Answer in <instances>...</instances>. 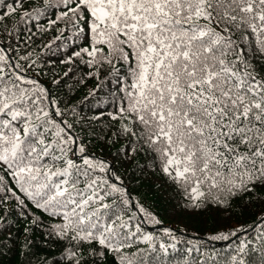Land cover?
Masks as SVG:
<instances>
[{
	"label": "snow or ice",
	"instance_id": "6c2138e0",
	"mask_svg": "<svg viewBox=\"0 0 264 264\" xmlns=\"http://www.w3.org/2000/svg\"><path fill=\"white\" fill-rule=\"evenodd\" d=\"M24 5L12 0L0 10L9 37L0 43V237L15 239L9 220L15 213L28 220L22 249L34 228L64 243L59 258L41 264H264V213L254 225L208 237L230 240L253 228L258 246L241 236L227 255L192 238L177 258L180 238L173 230L164 228L160 239L146 232L143 224L160 221L137 207L106 160L89 154L67 119L74 110L61 109L38 79L39 57L13 56L18 31L6 23L17 14L38 22L47 9L59 8L44 30L60 22L61 35L71 31L66 40L87 41L62 63L78 58L97 69L93 76L111 66L114 111L107 115L120 127L107 142L124 137L125 155L151 153L192 211L231 212L236 200L242 207L264 202V0ZM251 253L259 255L250 260Z\"/></svg>",
	"mask_w": 264,
	"mask_h": 264
},
{
	"label": "trees",
	"instance_id": "16d2710c",
	"mask_svg": "<svg viewBox=\"0 0 264 264\" xmlns=\"http://www.w3.org/2000/svg\"><path fill=\"white\" fill-rule=\"evenodd\" d=\"M5 2L11 3L12 0H0V10L3 9ZM24 6L42 7V0H25ZM58 12L59 8H49L38 22L21 21L19 14L6 21L9 31H14L13 25L18 31L17 40L12 42V47L17 49L13 56L32 52L33 59L39 57L38 79L49 89L61 109L74 110V115H67V119L74 124L75 134L82 142H86L89 154L106 160L116 175L120 176L123 186L137 207H144L160 221L158 225L145 223L142 225L143 229L158 239L163 237L164 228L173 230L180 238L176 252L172 253L177 258L187 246L184 241L192 238H200L208 249H215L225 255L239 242L241 236L251 239L253 247L258 246L259 241L255 239V232L251 227L247 232L240 233L230 240L211 241L208 237L241 225L246 227L254 225L258 217L264 213V202H254L248 207H242L241 201L236 200L233 202L231 212L218 208L192 211L186 204L183 194L169 183L155 166L151 153L143 149L132 156L125 155L124 149L128 140L124 137L115 138L114 143L107 142L112 133L120 127L119 122L112 121L107 115V112L114 111L108 107L110 102L108 93L116 86L111 75V66L105 64L99 68L98 75L93 76L90 73H96L97 69L87 66L78 58H73L71 63H62L74 50L86 45L87 41L72 43L70 39L66 40V37H71V31H65L61 35L59 30L65 28V24L60 22L45 31L44 29H48V21L55 19ZM2 27L0 25V43L7 45L9 37L4 34ZM57 36L60 37L59 40L56 39ZM49 44L50 48L45 47ZM94 90L95 96L91 95ZM98 100H102L103 103H99ZM101 108L106 109L105 114L97 119ZM259 191L264 195V190ZM29 208L46 224L52 222L47 214L36 210L31 204ZM9 220L15 239L4 240L0 237V264H41L45 257L59 258L58 253L64 243L48 238L44 232L36 228L31 232L28 247L22 249L26 240L23 229L28 226V220L18 217L15 213ZM258 255L259 253H251L249 259L254 260Z\"/></svg>",
	"mask_w": 264,
	"mask_h": 264
}]
</instances>
